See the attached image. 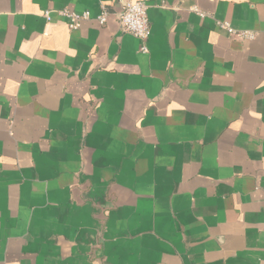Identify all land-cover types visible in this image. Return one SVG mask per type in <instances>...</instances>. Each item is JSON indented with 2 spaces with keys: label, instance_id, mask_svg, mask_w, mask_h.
<instances>
[{
  "label": "crops",
  "instance_id": "0c3cea01",
  "mask_svg": "<svg viewBox=\"0 0 264 264\" xmlns=\"http://www.w3.org/2000/svg\"><path fill=\"white\" fill-rule=\"evenodd\" d=\"M136 1L0 0V264H264V0Z\"/></svg>",
  "mask_w": 264,
  "mask_h": 264
},
{
  "label": "built area",
  "instance_id": "2783aa9c",
  "mask_svg": "<svg viewBox=\"0 0 264 264\" xmlns=\"http://www.w3.org/2000/svg\"><path fill=\"white\" fill-rule=\"evenodd\" d=\"M121 10L117 13V18L119 20L120 29L123 33H128L142 42L141 52L148 53L149 49L147 42L151 36L150 22L148 18V6L143 1L136 0H120ZM62 16L68 24L71 30H77L82 27L83 23L86 21L94 20L100 25L104 26L108 23L110 16L113 14L106 8H104L95 18H93L90 12L76 13L69 9L59 10L57 12ZM44 17L50 21L51 12L46 11ZM221 27L228 29L233 34L229 24H220ZM241 39L251 40L255 38V34L250 31L239 32L236 34Z\"/></svg>",
  "mask_w": 264,
  "mask_h": 264
}]
</instances>
